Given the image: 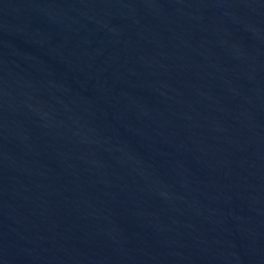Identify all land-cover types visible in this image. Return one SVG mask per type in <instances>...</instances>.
<instances>
[{
    "label": "water",
    "instance_id": "water-1",
    "mask_svg": "<svg viewBox=\"0 0 264 264\" xmlns=\"http://www.w3.org/2000/svg\"><path fill=\"white\" fill-rule=\"evenodd\" d=\"M0 264H264V0H0Z\"/></svg>",
    "mask_w": 264,
    "mask_h": 264
}]
</instances>
